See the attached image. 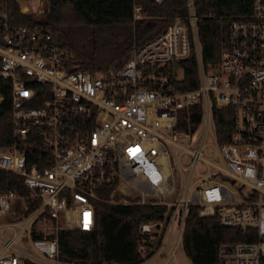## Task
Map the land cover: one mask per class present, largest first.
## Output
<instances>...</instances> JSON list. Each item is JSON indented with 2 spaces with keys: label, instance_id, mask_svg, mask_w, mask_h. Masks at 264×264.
<instances>
[{
  "label": "built area",
  "instance_id": "1",
  "mask_svg": "<svg viewBox=\"0 0 264 264\" xmlns=\"http://www.w3.org/2000/svg\"><path fill=\"white\" fill-rule=\"evenodd\" d=\"M131 17H141L138 4ZM197 19L192 0H185V13L133 48L122 64L90 72L70 69L72 55L50 28L16 23L0 0V80L9 95L11 126L10 142L0 146V169L20 176L25 189H0V264H87L59 259L55 233L91 229L95 191L115 178L135 203L165 206L161 219L138 225L140 257L165 242L171 257L182 252L183 216L196 205L199 215L216 211L221 225L255 230L253 241L220 243L217 264L261 263L264 0H251L246 12L229 16L227 43L212 65L201 61ZM190 51L197 83L179 89V62ZM196 104L200 116L192 128ZM212 106L232 110L222 143L215 139ZM208 137L213 155L203 157ZM40 140L47 158L37 167L18 148Z\"/></svg>",
  "mask_w": 264,
  "mask_h": 264
},
{
  "label": "trees",
  "instance_id": "2",
  "mask_svg": "<svg viewBox=\"0 0 264 264\" xmlns=\"http://www.w3.org/2000/svg\"><path fill=\"white\" fill-rule=\"evenodd\" d=\"M9 14L19 24H41L52 30L55 41L68 50L72 58L70 69L90 72L117 67L140 46L159 33L170 20L185 13V0H46L40 16L20 12L18 0H5ZM197 19V39L203 65L214 64L221 47L227 43L229 16L246 12L251 0H192ZM140 6V18L133 20L131 9ZM210 12L211 15L207 16ZM179 89L195 87L196 65L193 52L179 62ZM0 146L10 142L9 95L0 80ZM191 127L199 120V105L191 106ZM214 135L217 143L227 141L232 122L230 106L211 107ZM27 163L45 165L47 150L34 141L20 144ZM117 178L102 183L93 200V225L89 230L61 228L55 233L57 256L61 260L99 264H137L148 258L137 252L138 225L142 221L161 219L165 206L135 203L133 198L117 202L121 197L115 190ZM0 189L23 193L20 176L0 169ZM112 192L110 201L109 194ZM51 236V235H49ZM54 236V234H53ZM256 239L253 228L224 226L218 223L217 213L198 214V206L185 210L180 244L183 255L191 264H217V246L224 242H248ZM260 264H264V258Z\"/></svg>",
  "mask_w": 264,
  "mask_h": 264
},
{
  "label": "rangeland",
  "instance_id": "3",
  "mask_svg": "<svg viewBox=\"0 0 264 264\" xmlns=\"http://www.w3.org/2000/svg\"><path fill=\"white\" fill-rule=\"evenodd\" d=\"M45 1L46 0H18L22 8L25 7L27 12H32L36 17L40 16ZM206 143L208 146H206V148L202 152L203 157H209L213 155L212 149H210L209 147V144L213 143V139L211 137H208L206 139ZM176 178H177V183H176L177 191H180L181 179L178 175L176 176ZM115 190L118 194H121V197L119 198L121 199V202H126L127 197L132 199L127 193L128 187L122 182L116 186ZM176 233H177V225H176V219H174L171 226V234H170L171 240L175 238ZM137 264H188V263L187 260L183 257V254L180 251V249L175 250L174 257H171L169 255L167 242H165L164 246L160 248L159 251L154 252L151 256H149L148 258L144 259L143 261Z\"/></svg>",
  "mask_w": 264,
  "mask_h": 264
}]
</instances>
